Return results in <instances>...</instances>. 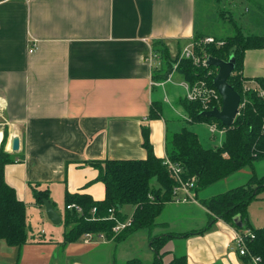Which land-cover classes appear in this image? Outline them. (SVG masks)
<instances>
[{
	"label": "crops",
	"instance_id": "crops-1",
	"mask_svg": "<svg viewBox=\"0 0 264 264\" xmlns=\"http://www.w3.org/2000/svg\"><path fill=\"white\" fill-rule=\"evenodd\" d=\"M237 1L253 7H246L243 14L248 27L239 17L229 22L243 33L248 28L260 33L263 27L257 19L264 21V0H235L234 11ZM201 2L0 0V146L5 141L6 151L16 159L5 167V180L27 206L29 237L20 249L0 240V264H97L99 254L117 264L113 249L104 245L114 238L95 235L90 243L64 246L65 233L61 237L34 233L32 217L46 215L34 190L47 191L56 212L60 203L66 211L68 193L103 201L105 185L97 181L99 172L90 163L146 159L144 127L150 130L154 154L167 159V135L183 127L179 113L184 110L180 100L185 91L178 85L183 80L179 74L173 83L161 85L158 80L164 58H176L194 43L196 34L212 35L204 28L209 15L203 18L198 12ZM34 44L36 50L30 53ZM151 53L160 56L153 65L147 61ZM243 76L251 87L264 77V48L246 52ZM153 111L161 116L151 120ZM194 130L203 144L215 146L205 123L195 124ZM13 138L20 140L17 152L11 150ZM220 139L222 144L224 136ZM259 164L264 175V162ZM239 173L202 194L195 190L196 203L165 205L164 210L175 206L174 211H190L193 216L204 212L211 221L197 219L177 232L163 222L158 235H173L163 249L164 263L187 255L188 264H244L233 250L231 224L215 221L201 202L230 190V181ZM224 185L227 190L220 187ZM211 188L214 194L206 196ZM134 209L125 206L122 214L133 216ZM60 216L63 221L65 212ZM150 252L148 262L137 257L127 262L140 259L152 264L155 255ZM91 254L93 262L87 258Z\"/></svg>",
	"mask_w": 264,
	"mask_h": 264
},
{
	"label": "trees",
	"instance_id": "trees-1",
	"mask_svg": "<svg viewBox=\"0 0 264 264\" xmlns=\"http://www.w3.org/2000/svg\"><path fill=\"white\" fill-rule=\"evenodd\" d=\"M262 27L264 31V26ZM207 37L210 35L196 34L194 43ZM217 40L224 42V45L221 47L208 45L205 48L207 55L224 61H228L231 57L236 60V68L229 79V84L241 95L245 104L240 109L235 123L231 127H224L220 121L205 116L206 111L203 110L200 101L191 102L183 99L180 100V104L184 107L189 120L178 132L167 135V159L158 158L154 154L150 142V130L144 127L142 147L147 152L146 159L90 163L99 172L97 181L105 185L106 196L103 201H95L87 194L66 195V206L76 205L83 212L80 214L76 209H66L64 220L68 230L65 232L64 246L80 241L87 233L95 235L103 233L108 239L114 238L112 229L115 221L104 219L110 215V210H114L116 218L125 220L126 216L122 214L125 206L135 208L133 223L130 228L114 238L115 242L121 243L133 233L152 231L156 226L162 225L158 222V218L164 211L165 205L173 201L172 191L176 185L166 165L167 160L182 167V175L186 181L195 179L196 191H203L247 168L254 172L256 166L264 162V96H261V93H264V77L256 79L258 89L250 93L247 98H244L242 93L243 84L246 82L243 76L245 54L249 50L264 48V33L247 36L241 31L237 37L228 36ZM197 52L203 53L201 48H198ZM182 62L183 65L178 67L177 72L186 81L204 82L214 87L213 81L217 69L196 67L190 60ZM163 69L162 66V71ZM214 108H220V105L210 104L208 110L212 111ZM157 111L150 114L151 120L161 116ZM212 122H217L225 129L224 140L220 146H206L194 130L195 124ZM3 142L0 149V240L20 249L29 243L27 206L17 198L15 189L6 183L5 167L15 163L16 159L6 151L5 141ZM263 193L264 175L257 176L254 172L246 184L201 202L215 221L221 219L235 226L234 219L241 216L244 226L250 227L247 207L252 201L260 199L259 196ZM34 196L38 204H42L44 200L49 201L47 191L34 190ZM94 208L97 209L94 216L96 220H92ZM253 231L255 238L249 248L251 253L260 259V264H264V227L253 228ZM172 237V234H161L150 238V246L155 255L152 264H188L187 255L175 256L168 263H164L163 249ZM242 260L244 264H252L249 257H242ZM126 264L145 263L140 259H132Z\"/></svg>",
	"mask_w": 264,
	"mask_h": 264
},
{
	"label": "rangeland",
	"instance_id": "rangeland-1",
	"mask_svg": "<svg viewBox=\"0 0 264 264\" xmlns=\"http://www.w3.org/2000/svg\"><path fill=\"white\" fill-rule=\"evenodd\" d=\"M235 0H202L201 4H199V9L198 12L200 13V15L203 16V18L205 17V15H209L210 19H208L205 23H204V28L206 30H208V32L212 35H210V37L214 38L215 40L219 39L221 36H226L229 35V37H237L240 35V32L242 30H239L236 26L235 23H230L229 21H233L232 19L234 17H239L241 19V25L243 23V20L245 21V26L248 27V20L246 18V16H243L246 7L253 9L252 5H250L249 3L246 4H241L240 1H237L235 4H237V11H234L235 8L233 9V4H234ZM236 12V13H234ZM222 16V18L220 17ZM242 16V17H241ZM226 18V19H223ZM256 21V19H254ZM234 22V21H233ZM235 24V25H233ZM257 24H262L264 26V21H260V19H257ZM244 27V26H243ZM252 28H248L245 32V35H250L253 33V30H251ZM264 33V31H261ZM256 33V32H255ZM244 34V33H243ZM219 41V40H217ZM202 46V54H199L198 52L196 53L197 55H199L200 57H204L205 55H207V51L205 50L207 46L205 45H201ZM198 49V47L196 48ZM212 54V52H211ZM182 53L180 55H178L176 58L172 59H168V58H164V62H163V71L162 74H165L164 76H160L159 78V83L164 84L167 82H175V75L179 74L177 72L178 67L183 65V60L184 59L182 56ZM213 55V54H212ZM193 63V62H192ZM194 65V63H193ZM218 74V70H216V76ZM181 75V74H179ZM182 76V75H181ZM161 80V81H160ZM157 81V82H158ZM186 81L183 77V80L180 81L178 83V85H180L182 82ZM244 88L242 90V93L244 95V98H247L248 95H250V93L255 92L258 89V84L255 83V85H253L252 87L248 85V82H244ZM250 90H248V89ZM254 89H256L254 91ZM186 99V98H185ZM243 99V98H242ZM181 100H183L181 98ZM202 103V102H201ZM213 103V102H212ZM203 110L205 105L202 106ZM182 110V109H181ZM179 119L182 121L181 124L182 126L186 125L188 122V115L185 113L184 110H182L181 113H179ZM206 126L208 127V123H205ZM214 137V136H213ZM219 136L214 137V141L215 144L219 146L221 143V139L220 141H218ZM261 164H259L258 167H256L255 169V174L258 176H262L261 175V171L262 168L260 166ZM258 172V173H257ZM253 173L251 171V169L247 168L246 170H243L241 172V174H237V176L235 178H233V180L230 181V189H233L237 186L240 185H244L248 182V177L247 176H251ZM228 184V183H227ZM223 185V184H220ZM217 187V186H214ZM220 187H225V189L223 190H227L228 186L224 185V186H220ZM215 188H211V190H207L208 192L206 193V196L211 195L213 192H215L214 190ZM199 193H204V191H200ZM214 194V193H213ZM260 199L258 200H254L252 201L249 206L247 207V220H248V224L249 226H251L254 229H258L261 228L262 226H264V193L261 194ZM175 206H170L167 207L166 210H164L163 214L161 217L158 218V222L159 223H168L172 226H174L173 230L174 231H179L182 227L184 226H189V225H193V223H195V220L197 219H202V220H210V218L207 216L206 213H195V215L193 216L190 211H184V210H176L174 211ZM176 208H183V206H176ZM173 209V210H172ZM57 212L59 214H62L65 212V207L63 204L60 203V205H58V207L56 208ZM127 212L130 211V209H126ZM180 212V213H177ZM46 214V213H45ZM212 218V217H211ZM31 223L33 225L32 229L34 233H40L42 231L45 232V234L48 236H53V237H61L63 236V234L65 232H67V225L65 223V220L62 221V223H60L59 225H54L47 217V215H45L43 218H41V216H39L38 214H36L34 217H32L31 219ZM161 226H156V228H154L152 231H148V230H144V231H139L138 234L131 236L130 239H128V241L126 243H121V245H119L120 243L117 242H106L107 244L106 247H108V249H113V253L112 256L113 258H115V261L117 262V264H125L127 262V260L130 258H140L146 262H148L151 258H152V253L151 248H150V234L151 236H155L158 235L159 233H161L162 231H160ZM31 229L29 228V231ZM53 231V232H52ZM53 234V235H52ZM83 240H85L84 238L81 239L80 242L81 244H83ZM233 242V239H232ZM130 244V246H129ZM118 245V247H116ZM237 253V252H235ZM238 255V253H237ZM98 259H97V264H112V259H106L104 255L99 254L98 255ZM240 257V256H239ZM91 262H93L95 260L94 254H91L89 257H87ZM92 258V259H91Z\"/></svg>",
	"mask_w": 264,
	"mask_h": 264
},
{
	"label": "built area",
	"instance_id": "built-area-1",
	"mask_svg": "<svg viewBox=\"0 0 264 264\" xmlns=\"http://www.w3.org/2000/svg\"><path fill=\"white\" fill-rule=\"evenodd\" d=\"M216 45L218 47H221L224 45V42L217 41L212 37H207L206 39H203L199 41L198 43H193L189 47L185 48L184 51H182V57L186 60H190L194 63V66L196 67H203V68H209L208 64V55H205L204 57H200L197 55V47L202 48L201 45ZM36 45L34 44L31 49L29 50L30 53L35 52ZM159 60L160 56L157 53H151L148 57L147 61L153 65L155 60ZM180 86L185 91V98L188 101L195 102L200 101L202 102L204 107V111L209 112L208 108L210 104H216L220 105V108H222V97L218 93L215 87H210L204 82H198V83H190L188 81H184L180 84ZM248 89V88H247ZM250 90V89H248ZM256 89H254L255 91ZM261 96H264V93H261ZM213 102V103H212ZM245 103H243V99L240 105V109L242 106H244ZM239 109V112H240ZM239 115V114H238ZM208 130L211 134V136L216 137H223L225 135V129L220 127L217 122H212L208 124ZM2 139L0 138V145H1ZM221 145V144H220ZM219 145V146H220ZM1 149V146H0ZM166 165L168 167L169 173L171 177L175 180L176 185L173 188L172 191V199L175 203H196L197 200L195 198V187H196V181L194 178L191 180L186 181L183 178V170L182 167L175 162H172L170 160L166 161ZM68 210L76 209L80 214L83 212V210L76 206V205H69L67 206ZM97 212V209L94 208L92 211L93 217L92 220H96L94 217ZM109 216L106 217L104 220L108 221H115V226L113 227L112 231L114 233V238L118 235H120L123 231L130 228L133 223V216L127 217L125 220H119L114 215V210L109 211ZM232 226V225H231ZM233 230V250L238 253V255L242 257H249L252 264H260V259L255 257L249 248V245L251 241L255 238V233L252 228L243 226L242 228H238L236 226H232ZM95 234L87 233L83 236L86 243H90L92 239L94 238ZM100 238H105V234H97Z\"/></svg>",
	"mask_w": 264,
	"mask_h": 264
},
{
	"label": "water",
	"instance_id": "water-1",
	"mask_svg": "<svg viewBox=\"0 0 264 264\" xmlns=\"http://www.w3.org/2000/svg\"><path fill=\"white\" fill-rule=\"evenodd\" d=\"M208 64L210 67L218 70L213 85L222 97V108L220 110L214 108L212 111L205 112V116L220 121L224 127H231L239 114L242 102L241 95L229 84V79L236 68V60L234 57H231L228 61H224L210 56L208 58ZM19 149V138H13L11 140V150L17 152ZM43 205L45 206L48 219L54 225H59L62 222V218L55 211L53 204L48 200H44ZM234 225L238 228L244 226L241 216H237L234 219Z\"/></svg>",
	"mask_w": 264,
	"mask_h": 264
}]
</instances>
